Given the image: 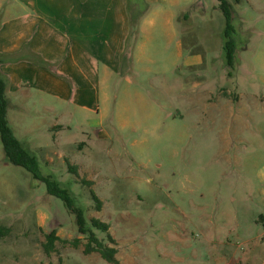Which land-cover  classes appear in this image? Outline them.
Returning <instances> with one entry per match:
<instances>
[{
    "label": "rangeland",
    "instance_id": "1",
    "mask_svg": "<svg viewBox=\"0 0 264 264\" xmlns=\"http://www.w3.org/2000/svg\"><path fill=\"white\" fill-rule=\"evenodd\" d=\"M228 1L233 65L218 0H130L147 11L125 62L98 61L68 99L30 80L8 90L16 137L110 225L119 264H264V0ZM0 226V264H111L1 137Z\"/></svg>",
    "mask_w": 264,
    "mask_h": 264
},
{
    "label": "crops",
    "instance_id": "2",
    "mask_svg": "<svg viewBox=\"0 0 264 264\" xmlns=\"http://www.w3.org/2000/svg\"><path fill=\"white\" fill-rule=\"evenodd\" d=\"M128 0H0V71L10 90L25 81L65 99L78 95L76 86L93 83L97 62L118 65L128 57ZM146 14V13H145ZM143 21L141 23V26ZM40 55L42 66L28 56ZM22 54L24 58L18 60ZM10 94V93H9Z\"/></svg>",
    "mask_w": 264,
    "mask_h": 264
},
{
    "label": "trees",
    "instance_id": "3",
    "mask_svg": "<svg viewBox=\"0 0 264 264\" xmlns=\"http://www.w3.org/2000/svg\"><path fill=\"white\" fill-rule=\"evenodd\" d=\"M218 1L226 17V28L224 32L225 41L223 49L228 63L233 65L237 52V43L233 36L234 26L232 24V4L228 0ZM127 7L130 21V32L127 38V50L128 48L131 50L133 49L134 43L138 37L141 20L147 10L145 9L143 11H139L138 13L134 12L131 8L130 0H128ZM28 56L33 58L42 66H49V62L38 54L29 52ZM23 58L24 55L22 54L18 56V60ZM5 60L4 55H0V63L5 62ZM9 84L10 81L8 76L0 71V137L6 160L14 165L26 168L35 178L44 180L47 183L48 192L64 201L69 212L76 217L79 234L87 239L83 249L86 254L98 252L111 264H119L120 261L117 257V242L110 232V225L96 217L87 218L85 210L75 203L74 198L71 197L66 188H62L56 181H52L48 177L41 174L36 156L31 154L23 142L16 137L8 119V107L10 101L8 91L10 86ZM84 182L91 185V181L84 180ZM92 195L95 200L94 207L97 210H101L103 207V201L94 191H92ZM5 231L7 233L8 228L0 226V235H5ZM48 237L49 245H46V247L48 248V251L54 250L55 241L58 240V237L55 236V231L53 230ZM72 243L75 247H79L82 244V241L79 237H77L74 238Z\"/></svg>",
    "mask_w": 264,
    "mask_h": 264
}]
</instances>
